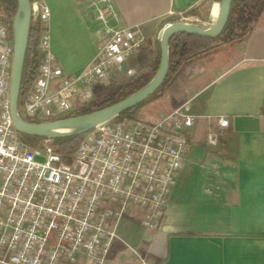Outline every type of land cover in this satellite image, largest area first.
Segmentation results:
<instances>
[{
    "label": "built area",
    "instance_id": "built-area-1",
    "mask_svg": "<svg viewBox=\"0 0 264 264\" xmlns=\"http://www.w3.org/2000/svg\"><path fill=\"white\" fill-rule=\"evenodd\" d=\"M31 5L42 28L41 57L32 89L19 105L24 119L69 116L113 76L134 74L125 72L126 62L146 37L140 26H118L113 6L96 8L95 28L102 36L96 55L79 73L64 75L51 48L50 10L42 0ZM13 55L10 23L0 11V264H103L121 221L133 210L141 213L145 229L162 225L201 116L181 106L155 121L140 115L112 119L84 134L67 162L52 139L31 147L15 129L9 97ZM216 121L205 135L211 149L229 127L225 116Z\"/></svg>",
    "mask_w": 264,
    "mask_h": 264
},
{
    "label": "crops",
    "instance_id": "crops-1",
    "mask_svg": "<svg viewBox=\"0 0 264 264\" xmlns=\"http://www.w3.org/2000/svg\"><path fill=\"white\" fill-rule=\"evenodd\" d=\"M42 1L51 13L57 65L64 75H75L97 53L102 37L95 28L98 6H113L120 27L140 26L146 42L131 58L142 53L153 61L171 14L205 0ZM218 11L219 3L213 2V19ZM169 84V112L185 106L201 116L191 150L168 197L162 225L145 229L141 213L133 210L121 221L119 238L103 264H264V4L242 41L189 63ZM220 116L229 120V140L225 150L210 152L202 137ZM130 252L141 262L126 261L123 256Z\"/></svg>",
    "mask_w": 264,
    "mask_h": 264
},
{
    "label": "trees",
    "instance_id": "trees-1",
    "mask_svg": "<svg viewBox=\"0 0 264 264\" xmlns=\"http://www.w3.org/2000/svg\"><path fill=\"white\" fill-rule=\"evenodd\" d=\"M34 0H31L33 2ZM221 0H206L208 5L213 2L220 3ZM264 4V0H234L231 5V13L226 27L222 33L216 38L200 37L198 35L179 33L172 37L169 42V72L162 86L170 81L175 80L185 69V67L204 55L220 50L223 46L242 41L253 29L254 21L257 14ZM0 11L4 14V20L10 23V33L12 36V21L17 11V0H0ZM183 17L199 15L196 8L184 11ZM207 14H210V9ZM181 16H171L169 23L180 22ZM41 24L32 16L30 35L25 59V65L22 75L21 94L19 105L21 106L24 95L32 89L33 81L40 62V51L38 48L39 37L41 33ZM13 40V38H12ZM160 42L158 41V54L153 61H147L146 69L136 74L127 76L124 79L116 80L112 78L108 86H104L98 96L91 102L80 104L76 107L73 113L69 116L81 115L89 113L106 106L112 105L127 96L139 91L146 86L155 76L160 62ZM161 86V87H162ZM154 95V94H153ZM149 97L143 103L136 107L127 110L120 114L117 118L125 115L139 116L140 109L153 97ZM66 117H51L47 121L39 119L26 120L33 123L55 121ZM116 119V118H115ZM211 126L215 129L217 121L213 120ZM20 138L31 147H37L46 138L33 137L20 134ZM84 138L83 135H77L68 138L52 139L56 150L60 153L67 162H71L72 156ZM229 137L224 135L220 137V145L218 151H223L226 148Z\"/></svg>",
    "mask_w": 264,
    "mask_h": 264
},
{
    "label": "water",
    "instance_id": "water-1",
    "mask_svg": "<svg viewBox=\"0 0 264 264\" xmlns=\"http://www.w3.org/2000/svg\"><path fill=\"white\" fill-rule=\"evenodd\" d=\"M233 1H220L218 18L211 27H203L188 22H175L165 25L159 40L161 54L158 70L153 79L139 91L112 105L89 113L55 121L33 123L24 119L19 113V98L30 35L32 5L31 0H17V11L12 21L14 55L9 93L10 111L15 129L23 135L49 139L83 135L143 103L161 88L167 78L169 72V42L172 37L179 33H188L200 37L216 38L227 25Z\"/></svg>",
    "mask_w": 264,
    "mask_h": 264
},
{
    "label": "rangeland",
    "instance_id": "rangeland-1",
    "mask_svg": "<svg viewBox=\"0 0 264 264\" xmlns=\"http://www.w3.org/2000/svg\"><path fill=\"white\" fill-rule=\"evenodd\" d=\"M211 5H208L206 0L203 1L198 7H196V10L198 11L199 15L189 16V17H184V18H182L183 17L182 16L180 22L194 23L196 25L203 26V27L213 26V24H215L217 18L213 19L210 14L209 15L207 14L208 10L211 9ZM164 23L165 22H163L160 25V27H162ZM167 24H169V23H166L165 25H167ZM147 61H148L147 58H144L142 53H140L139 55L134 56L133 58H131V60H129L128 64L126 65V71L125 72H127L128 70H134V74H136L140 71H144L146 69ZM127 76H128L127 73H123L121 75L115 76V79L116 80L124 79ZM169 83L170 82H168L167 84L162 86L153 95V97L146 103L144 111H141V109H140V111L142 112V114L140 116H142L144 118L157 119L160 115H163V114L168 113L170 111L169 99L165 98V95L167 94V92H169V87H170ZM108 85H109V82L105 85H102L100 88H98L97 89L98 91L96 92V97L99 94L98 92H101L103 90L104 86H108ZM202 140L204 142L205 148H207L210 152H213L214 150L216 151L219 149V147L215 148V149H210L206 145V140L204 137H202ZM196 144L197 143H195V146H196ZM123 258L126 261L134 258L138 261L140 260V262H141V258L133 255L131 252L128 254L125 253Z\"/></svg>",
    "mask_w": 264,
    "mask_h": 264
},
{
    "label": "bare ground",
    "instance_id": "bare-ground-1",
    "mask_svg": "<svg viewBox=\"0 0 264 264\" xmlns=\"http://www.w3.org/2000/svg\"><path fill=\"white\" fill-rule=\"evenodd\" d=\"M219 11H220V6H219ZM219 11H218V14H217V17H216V18H218V15H219Z\"/></svg>",
    "mask_w": 264,
    "mask_h": 264
}]
</instances>
